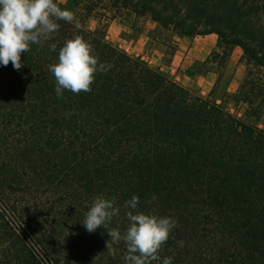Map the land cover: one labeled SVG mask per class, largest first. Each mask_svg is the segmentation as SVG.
I'll use <instances>...</instances> for the list:
<instances>
[{
	"label": "trees",
	"instance_id": "1",
	"mask_svg": "<svg viewBox=\"0 0 264 264\" xmlns=\"http://www.w3.org/2000/svg\"><path fill=\"white\" fill-rule=\"evenodd\" d=\"M92 3L69 0L77 17L58 20L49 39L31 45L21 69L0 66V264H124V241L111 242L105 228L89 233L82 222L95 197L115 198L120 212L107 227L123 234L133 195L136 211L176 222L161 260L264 264V38L253 47L235 43L246 67L236 98L247 110L239 117L113 46L106 29L88 28ZM140 4L130 10L189 34ZM75 36L107 70L90 91L58 98L49 66ZM231 48L199 66L217 59L225 66ZM207 72L220 80L219 70Z\"/></svg>",
	"mask_w": 264,
	"mask_h": 264
},
{
	"label": "rangeland",
	"instance_id": "2",
	"mask_svg": "<svg viewBox=\"0 0 264 264\" xmlns=\"http://www.w3.org/2000/svg\"><path fill=\"white\" fill-rule=\"evenodd\" d=\"M68 1L58 0V6L61 9H68ZM140 1L93 0L95 10L87 20V26L91 30L98 27L106 29V40L110 44L124 50L119 46L121 44L130 47L131 51L134 46L131 41L147 32L154 41L168 46L167 48L162 46L166 50L163 59L166 64L171 60V53L175 50L174 43L178 38L198 42L208 35H214L217 45H220L219 50L217 46L214 50L220 53L223 47L232 45L231 56L225 66L219 63V59L204 66L196 63L192 69L187 70L186 74L183 71L176 73L183 75L180 82L166 69H162V64L150 63V57L140 56L152 67L165 71L173 80L193 94L216 101L228 111L244 117L247 106L236 98V95L245 76L246 67L242 62L244 51L235 43L243 41L253 47L264 38V0H143L157 10L161 17H171L181 24L189 33L182 37L172 30L164 29L158 21L153 20L151 14L142 15L133 12L136 6L141 9ZM69 11L73 19L77 17L75 11ZM104 15L115 16L109 20L103 17ZM151 46L153 47V43ZM127 53L132 57H138L132 52ZM210 67L221 72L220 80H218V74L214 73L217 81L212 86L209 85L207 73H205V70ZM259 124L264 127V119Z\"/></svg>",
	"mask_w": 264,
	"mask_h": 264
},
{
	"label": "clouds",
	"instance_id": "3",
	"mask_svg": "<svg viewBox=\"0 0 264 264\" xmlns=\"http://www.w3.org/2000/svg\"><path fill=\"white\" fill-rule=\"evenodd\" d=\"M72 19L71 11L61 9L55 0H0V66L11 63L14 69H21L22 54L31 45L49 39L60 27L58 20ZM50 49L55 51L56 45L51 44ZM106 70L104 63L98 64L91 45L80 36L67 40L59 50L58 62L49 66L56 80L58 98L66 90L75 94L90 91L95 74ZM139 199L133 195L125 201V207L131 210L126 212L129 225L123 234L118 227H107L120 212L114 206L115 198L95 197L82 224L89 233L107 229L113 243L123 240L127 248L124 264H152L153 261L173 264V257L161 260L159 251L176 227L175 220L136 211Z\"/></svg>",
	"mask_w": 264,
	"mask_h": 264
},
{
	"label": "crops",
	"instance_id": "4",
	"mask_svg": "<svg viewBox=\"0 0 264 264\" xmlns=\"http://www.w3.org/2000/svg\"><path fill=\"white\" fill-rule=\"evenodd\" d=\"M132 44H134L131 51L130 47H125L124 45H119L124 48L127 52H132L137 56L142 55L143 58L150 57V63L155 62V64L161 65L162 69H166L170 72L175 79L180 82L183 75H178L176 73H181L182 71L186 74L187 70L192 69L194 65L200 62H204L214 51L217 46V39L214 35H208L205 39L198 42H193L187 38H178L175 41V50L171 56V60L168 64L163 62L164 56L166 55V50L164 43H159L154 41L148 36V33L141 34L137 39H133ZM153 43V47L151 46ZM156 46H158L156 48ZM164 46V47H162ZM208 83L212 86L217 81V76L214 72H207Z\"/></svg>",
	"mask_w": 264,
	"mask_h": 264
}]
</instances>
